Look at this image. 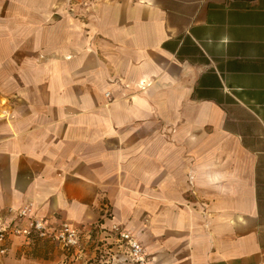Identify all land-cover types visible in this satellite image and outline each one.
I'll list each match as a JSON object with an SVG mask.
<instances>
[{
	"label": "crops",
	"instance_id": "crops-1",
	"mask_svg": "<svg viewBox=\"0 0 264 264\" xmlns=\"http://www.w3.org/2000/svg\"><path fill=\"white\" fill-rule=\"evenodd\" d=\"M110 220L152 264H264V0H0V213Z\"/></svg>",
	"mask_w": 264,
	"mask_h": 264
},
{
	"label": "rangeland",
	"instance_id": "rangeland-1",
	"mask_svg": "<svg viewBox=\"0 0 264 264\" xmlns=\"http://www.w3.org/2000/svg\"><path fill=\"white\" fill-rule=\"evenodd\" d=\"M110 217L113 213L108 210L93 222L76 223L80 228L79 242L71 247L46 237L33 240V236L26 239L21 235H11L5 251H0V264H152L151 255L141 239L128 229L144 246L148 263L133 258L128 243L120 238L119 230L113 228V224L126 227L122 222L110 220Z\"/></svg>",
	"mask_w": 264,
	"mask_h": 264
},
{
	"label": "built area",
	"instance_id": "built-area-1",
	"mask_svg": "<svg viewBox=\"0 0 264 264\" xmlns=\"http://www.w3.org/2000/svg\"><path fill=\"white\" fill-rule=\"evenodd\" d=\"M7 215L3 219L0 213V251L6 249V242L11 235H21L26 239L32 236L46 237L59 241L66 247L75 246L79 242L80 228L69 222L51 225L47 217L39 216L30 204L19 208L8 207ZM113 228L119 230L120 238L128 243L133 258L141 263H148L147 254L140 240L128 229L120 228L114 223ZM152 263V262H151Z\"/></svg>",
	"mask_w": 264,
	"mask_h": 264
},
{
	"label": "trees",
	"instance_id": "trees-1",
	"mask_svg": "<svg viewBox=\"0 0 264 264\" xmlns=\"http://www.w3.org/2000/svg\"><path fill=\"white\" fill-rule=\"evenodd\" d=\"M36 238H37V237L33 236V238H32V239H33V240H35Z\"/></svg>",
	"mask_w": 264,
	"mask_h": 264
}]
</instances>
